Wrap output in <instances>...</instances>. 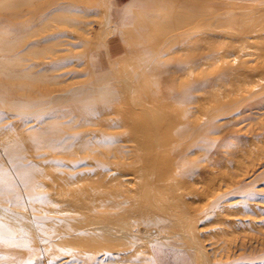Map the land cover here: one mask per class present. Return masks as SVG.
<instances>
[{
	"label": "bare ground",
	"instance_id": "bare-ground-1",
	"mask_svg": "<svg viewBox=\"0 0 264 264\" xmlns=\"http://www.w3.org/2000/svg\"><path fill=\"white\" fill-rule=\"evenodd\" d=\"M60 3L17 0L0 14V217L27 245L0 246V264H264V198L229 200L246 187L240 170L210 157L218 128L235 136L245 108L264 105V16L204 20L190 1L184 36L150 42L140 36L156 26L134 23L125 53L155 50L143 63L158 78L116 79L85 59L94 31L80 19L91 8ZM109 9L104 24L127 16ZM54 13L61 26L48 33ZM123 39L105 43L110 63ZM177 43L184 57L163 60ZM252 157L227 154L235 164Z\"/></svg>",
	"mask_w": 264,
	"mask_h": 264
},
{
	"label": "rangeland",
	"instance_id": "rangeland-1",
	"mask_svg": "<svg viewBox=\"0 0 264 264\" xmlns=\"http://www.w3.org/2000/svg\"><path fill=\"white\" fill-rule=\"evenodd\" d=\"M15 1L17 0H6V2L0 1V14H8L9 12H13L11 9H7L6 6L11 5L12 2ZM67 1L71 2L75 0H57V3L61 4L60 2ZM190 1L200 2V4L203 6L205 17L204 20L209 17L213 20H219L220 22L222 20L221 23H227L232 19L236 23H244L248 21H253L257 17L264 16V0H147V2L146 0H78V2L82 6L86 8H91L88 15H86L84 18H81L80 21L91 23L92 29L94 31L92 37L90 38L92 44L87 45L89 47L87 48V52H89V54L85 57V59H88L92 64L96 66L100 65L108 68L111 74L110 77L112 78H129L136 80L142 79L150 81L157 79L158 76L153 73L152 69L150 68L151 65L147 66L143 63L149 58H152L153 53H155V50L147 53H137L133 55L125 53V49L133 46V43L135 42L131 30L136 29L134 23L154 24L156 26L155 30H153L151 33H145L140 36L142 39H145L149 42L155 40L160 41L162 37H165V35L169 37L175 35L183 37V33H185L187 26H185V22H181L180 18L181 16L182 18L187 16L188 12L186 6L187 4H189ZM113 6H115V9L117 8L116 10L125 12V15L127 16H117L111 22H106V24H104L105 18L110 15L111 9L109 8H112ZM46 11L47 10H44V13ZM142 14L146 16H143ZM53 15L54 17H56L48 22L49 26L47 25L48 28L45 29V31L47 30L46 32L48 33L50 32L48 31L49 29L55 30L56 28L61 26L59 22L60 18H58L59 13H54ZM66 15L68 16V18L71 17L72 19H75L74 15L77 14L70 13ZM196 16L199 18L201 17V15ZM2 26L6 27L7 24L3 23ZM100 26H102V29L99 28ZM196 28L191 27V31L188 32L194 35L195 33H198L202 30L199 27ZM34 29H37V27L32 28V30ZM205 30L207 32H210V29H207L204 26V29L202 31L205 32ZM164 32H166V34H164ZM119 35L124 37V39L123 41H120L117 44L116 50H112L113 59L110 63L105 57L102 56L101 51L103 50L105 43L109 42L111 44H114L115 40L118 38ZM52 45L53 44H48L46 50L47 48L50 49ZM179 48L180 43H177L174 47L171 48L172 51L169 50V48L165 49L161 53L162 59L165 61L167 60V62H170L169 60L171 59V57V60L183 58L185 53L179 50ZM93 49L96 50L95 55L92 54ZM78 50L81 51V48H79ZM96 55L102 59V62L97 61V59L95 58ZM206 66L208 65H204V74L210 73L214 68L213 66ZM94 77L97 76H93V78ZM89 78L90 76L88 75H84L83 78L81 77V79ZM206 78L207 77H204V79ZM224 89V87H217L213 91V93H220ZM214 107H216L215 104H210L207 106V109H213ZM262 107H264V105ZM262 107L259 109L248 107L245 108L244 112L236 118L237 120L234 121L235 125L231 126L233 127L232 129L235 131V136H228L230 126L220 127L217 130L218 134L210 136L213 138H215L216 136L222 137L219 142L211 144L210 148L212 150L210 151V157L213 160L219 159V164L221 166H235L238 170H240L238 179L242 184L244 183V186H246L238 189L234 188L231 191V195L228 197L229 200H236L239 197L243 196L242 194L247 192L258 193L260 198H264V158H262L264 156V135L263 137H259L261 134L259 127L264 125V108ZM223 117L224 116L220 115L218 117V120H222ZM237 135L240 138V142L236 138ZM233 150L237 153L242 150H246L247 153H253L254 158L256 159L252 157L251 159L253 161L250 159L252 162L243 161V163L241 164H235L233 162V159L231 161L227 160V154L229 153V151ZM206 164L207 160H205L204 158V166ZM207 180L208 179L205 180L204 178V182H207ZM44 263L46 264L45 261Z\"/></svg>",
	"mask_w": 264,
	"mask_h": 264
},
{
	"label": "snow or ice",
	"instance_id": "snow-or-ice-1",
	"mask_svg": "<svg viewBox=\"0 0 264 264\" xmlns=\"http://www.w3.org/2000/svg\"><path fill=\"white\" fill-rule=\"evenodd\" d=\"M12 175L15 176V170L12 169L11 170ZM8 174L4 172L3 167H0V192L4 191V181L7 178ZM2 211H7L6 209L2 210ZM0 246H8V247H16V248H20V247H26L27 245L25 244H20L16 242V237L12 234L11 229L6 228V226L3 223V217H0ZM105 255H111L110 253H106ZM7 259V257H5L3 255V253H0V261H3ZM28 264H30V262H28ZM49 264H51V262H49Z\"/></svg>",
	"mask_w": 264,
	"mask_h": 264
}]
</instances>
